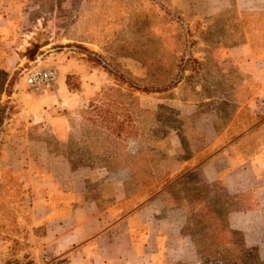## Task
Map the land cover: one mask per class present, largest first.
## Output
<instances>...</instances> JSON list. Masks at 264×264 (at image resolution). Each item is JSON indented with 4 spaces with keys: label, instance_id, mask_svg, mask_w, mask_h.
Instances as JSON below:
<instances>
[{
    "label": "rangeland",
    "instance_id": "rangeland-1",
    "mask_svg": "<svg viewBox=\"0 0 264 264\" xmlns=\"http://www.w3.org/2000/svg\"><path fill=\"white\" fill-rule=\"evenodd\" d=\"M46 67L57 80L29 87L27 72ZM61 82L69 94L58 98ZM262 143V14L186 16L169 0H0V264H50L30 228L35 186L48 176L105 209L117 200L112 220L151 207L143 219L167 241L129 264H264V194L249 211L251 192L237 197L197 169L213 147L252 157ZM145 230L132 228L140 245Z\"/></svg>",
    "mask_w": 264,
    "mask_h": 264
},
{
    "label": "crops",
    "instance_id": "crops-1",
    "mask_svg": "<svg viewBox=\"0 0 264 264\" xmlns=\"http://www.w3.org/2000/svg\"><path fill=\"white\" fill-rule=\"evenodd\" d=\"M169 1L175 10L186 16L204 18L231 11L237 13L239 18L252 13L264 16V0ZM242 22H245L243 18ZM246 34L245 32V36ZM246 45V42L239 44L244 48ZM72 59L69 57L62 62L66 72L75 71ZM58 87V98L69 94L65 82H61ZM15 93L19 94L20 99L26 97L20 95L21 91ZM37 112L36 124L39 123V111ZM29 118L33 119V114ZM68 127L66 137L70 136ZM46 149L49 150L48 147ZM237 151V146L233 145L213 147L211 157L202 161L197 169L207 181L220 182L229 193L237 197L251 192L255 204L249 211L256 212L260 209V193L264 194V144L258 147V153L255 152L252 157L246 154L243 156ZM39 187L47 192L49 202L39 203V197L42 196L39 195ZM35 188L37 205L31 207L30 213L36 214L38 218L32 221L30 228L33 230L38 225L44 226L43 233L37 238L39 259L42 262L50 259V264H129L134 257L139 259L145 255L149 258L150 255L154 256L160 243L167 241V235L156 228L149 216L147 220L143 219L145 213L152 214L150 206L140 207L112 220L117 214L113 212L118 204L117 200L105 209L100 206L99 201L86 199L83 192L76 188L62 186L54 176L41 177ZM243 208L241 206L239 210L229 211V219L232 215L245 214L248 210ZM137 223L143 224L145 232L147 231L141 245L135 241L137 236L132 235V228Z\"/></svg>",
    "mask_w": 264,
    "mask_h": 264
},
{
    "label": "built area",
    "instance_id": "built-area-1",
    "mask_svg": "<svg viewBox=\"0 0 264 264\" xmlns=\"http://www.w3.org/2000/svg\"><path fill=\"white\" fill-rule=\"evenodd\" d=\"M57 78V69L53 67L33 68L26 74V83L29 87L37 89L43 85L55 82Z\"/></svg>",
    "mask_w": 264,
    "mask_h": 264
},
{
    "label": "trees",
    "instance_id": "trees-1",
    "mask_svg": "<svg viewBox=\"0 0 264 264\" xmlns=\"http://www.w3.org/2000/svg\"><path fill=\"white\" fill-rule=\"evenodd\" d=\"M30 56L32 57L33 56V52L30 54ZM99 58V60H100V63H103L104 65V67L105 68H107L106 66H107V62H105L101 57H98ZM12 83V80H9V83L8 84H11ZM10 86V85H9ZM164 182H166V181H164ZM39 228V235H41L43 232V228H44V226L43 225H38L37 227H34V231L35 230H37Z\"/></svg>",
    "mask_w": 264,
    "mask_h": 264
}]
</instances>
